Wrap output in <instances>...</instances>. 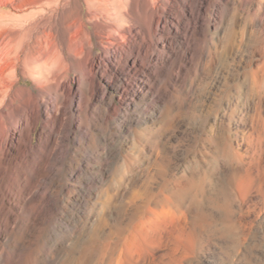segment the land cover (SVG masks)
I'll return each instance as SVG.
<instances>
[{
	"label": "rangeland",
	"instance_id": "rangeland-1",
	"mask_svg": "<svg viewBox=\"0 0 264 264\" xmlns=\"http://www.w3.org/2000/svg\"><path fill=\"white\" fill-rule=\"evenodd\" d=\"M260 157L264 0H0V264H67L157 160ZM205 201L183 264H264V201Z\"/></svg>",
	"mask_w": 264,
	"mask_h": 264
},
{
	"label": "bare ground",
	"instance_id": "bare-ground-1",
	"mask_svg": "<svg viewBox=\"0 0 264 264\" xmlns=\"http://www.w3.org/2000/svg\"><path fill=\"white\" fill-rule=\"evenodd\" d=\"M205 165L207 169L196 162L191 175H176L168 162L157 160L140 185L127 182L126 176L110 184L90 237L69 245L70 253L80 254L67 264H183L182 254L202 240L216 215L205 199L223 217L230 215L235 200L249 206L257 194L264 201L263 157L250 163L216 159Z\"/></svg>",
	"mask_w": 264,
	"mask_h": 264
}]
</instances>
